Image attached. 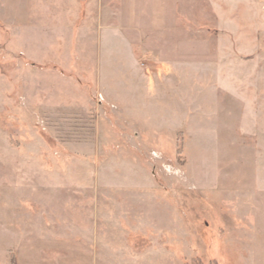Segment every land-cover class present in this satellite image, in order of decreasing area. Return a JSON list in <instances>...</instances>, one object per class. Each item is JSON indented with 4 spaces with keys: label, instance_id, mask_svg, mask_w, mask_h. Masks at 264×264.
Masks as SVG:
<instances>
[{
    "label": "rangeland",
    "instance_id": "obj_1",
    "mask_svg": "<svg viewBox=\"0 0 264 264\" xmlns=\"http://www.w3.org/2000/svg\"><path fill=\"white\" fill-rule=\"evenodd\" d=\"M195 260L264 264V0H0V264Z\"/></svg>",
    "mask_w": 264,
    "mask_h": 264
},
{
    "label": "crops",
    "instance_id": "obj_2",
    "mask_svg": "<svg viewBox=\"0 0 264 264\" xmlns=\"http://www.w3.org/2000/svg\"><path fill=\"white\" fill-rule=\"evenodd\" d=\"M162 23H159L158 27H152L151 25L145 27L143 30H135V35L139 37L141 34L142 36H145V38L138 39L137 41L131 40L129 42L132 47L134 45L142 47V52H144L146 56H151V54L155 55L156 53L160 57V60L175 61L179 57H183L181 54L182 52L180 51L181 48H184L183 46L187 45L186 43L191 45V42H187L188 40L183 38V34H179L180 40L177 39V32L172 33V35L174 34V38H171L169 36L170 33L168 34L167 32H170L173 29H170L168 24L163 25ZM161 31H167L165 32L167 34H160ZM177 47L180 49L178 50ZM178 51L179 54H177Z\"/></svg>",
    "mask_w": 264,
    "mask_h": 264
},
{
    "label": "trees",
    "instance_id": "obj_3",
    "mask_svg": "<svg viewBox=\"0 0 264 264\" xmlns=\"http://www.w3.org/2000/svg\"><path fill=\"white\" fill-rule=\"evenodd\" d=\"M191 264H202L200 260H195ZM211 264H218L216 261H213Z\"/></svg>",
    "mask_w": 264,
    "mask_h": 264
}]
</instances>
